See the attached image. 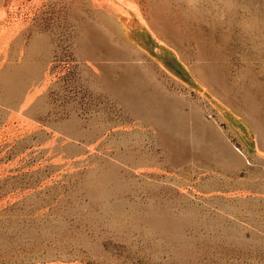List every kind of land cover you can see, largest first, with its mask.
<instances>
[{
  "label": "rangeland",
  "instance_id": "374dc122",
  "mask_svg": "<svg viewBox=\"0 0 264 264\" xmlns=\"http://www.w3.org/2000/svg\"><path fill=\"white\" fill-rule=\"evenodd\" d=\"M0 264H264V0H0Z\"/></svg>",
  "mask_w": 264,
  "mask_h": 264
},
{
  "label": "bare ground",
  "instance_id": "6f19581e",
  "mask_svg": "<svg viewBox=\"0 0 264 264\" xmlns=\"http://www.w3.org/2000/svg\"><path fill=\"white\" fill-rule=\"evenodd\" d=\"M176 71V70H175Z\"/></svg>",
  "mask_w": 264,
  "mask_h": 264
}]
</instances>
